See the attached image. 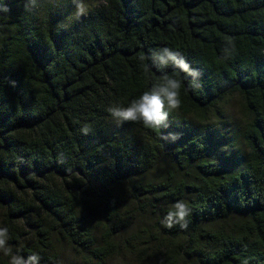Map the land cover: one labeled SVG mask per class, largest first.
<instances>
[{
  "label": "trees",
  "instance_id": "obj_1",
  "mask_svg": "<svg viewBox=\"0 0 264 264\" xmlns=\"http://www.w3.org/2000/svg\"><path fill=\"white\" fill-rule=\"evenodd\" d=\"M4 4L0 226L13 253L40 264H264V0H100L79 20L71 0ZM163 47L202 72L201 87L178 73L168 128L118 126L107 108L151 89L162 73L139 56ZM232 97L241 129L218 125ZM168 133L179 139L161 140ZM179 200L187 229L165 227ZM137 215L150 220L131 225Z\"/></svg>",
  "mask_w": 264,
  "mask_h": 264
},
{
  "label": "clouds",
  "instance_id": "obj_2",
  "mask_svg": "<svg viewBox=\"0 0 264 264\" xmlns=\"http://www.w3.org/2000/svg\"><path fill=\"white\" fill-rule=\"evenodd\" d=\"M74 11L73 17L77 20L88 14V8L85 0H72ZM25 10L31 11L38 7V0H25ZM10 8L4 4L0 5V12L7 13ZM235 52V43L229 39L225 42L222 49L223 58L228 59ZM150 59L152 63L161 71L160 79L153 84L150 90L144 91L138 98H134L125 107L120 105H110L107 112L112 120L119 126L124 122L142 123L145 128L161 129L170 127L169 114L181 107V87L182 81L177 79L178 73H184L186 78H190L189 86L193 90L201 87L200 78L202 72L193 68L187 61L186 57L179 51H175L170 47H163L151 50L150 56H139V60L143 62ZM169 66L177 70L174 74L165 71ZM15 84V81L12 82ZM92 129L85 124L81 128V132L88 134ZM179 133H168L167 136L161 135V140L171 139L175 141L179 139ZM191 209L187 202L179 200L169 207L167 214L162 218L161 223L168 228L179 225L182 229H187V217L190 215ZM9 230L7 227L0 226V253L6 257H10L9 264H40L41 257L39 254H32L27 257L13 253L9 245ZM244 264H247L245 261Z\"/></svg>",
  "mask_w": 264,
  "mask_h": 264
},
{
  "label": "rangeland",
  "instance_id": "obj_3",
  "mask_svg": "<svg viewBox=\"0 0 264 264\" xmlns=\"http://www.w3.org/2000/svg\"><path fill=\"white\" fill-rule=\"evenodd\" d=\"M100 0H85V4L91 5L92 4H97ZM72 3V0H71ZM243 112L241 109V104L240 100L238 97H232L228 102H227V107L226 111H224V116L220 118V121L218 122V125L223 128H228L232 129L233 127L239 126L240 129L243 126ZM238 136L240 137V134L238 133ZM238 145L242 144V139L237 140ZM143 220L149 221L150 218L147 216H141L137 215L134 216L133 219L130 220L131 225H136L138 224V221ZM143 223V222H142ZM112 264H141V263H136L133 261H128L126 263H122L120 259H114V262Z\"/></svg>",
  "mask_w": 264,
  "mask_h": 264
}]
</instances>
